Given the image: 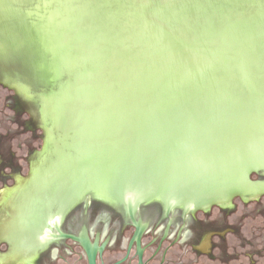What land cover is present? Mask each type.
<instances>
[{
	"label": "water",
	"instance_id": "1",
	"mask_svg": "<svg viewBox=\"0 0 264 264\" xmlns=\"http://www.w3.org/2000/svg\"><path fill=\"white\" fill-rule=\"evenodd\" d=\"M0 131L36 225L90 196L133 218L260 193L264 0H0Z\"/></svg>",
	"mask_w": 264,
	"mask_h": 264
},
{
	"label": "flooded vegetation",
	"instance_id": "2",
	"mask_svg": "<svg viewBox=\"0 0 264 264\" xmlns=\"http://www.w3.org/2000/svg\"><path fill=\"white\" fill-rule=\"evenodd\" d=\"M7 101L11 115L6 119L18 128L15 96L10 94ZM9 132L0 133V264H90L85 242L93 264H264V243L241 231V215L235 225L227 221L233 202L264 206V190L206 210L163 201L141 203L133 208V218L124 202L90 196L65 215L36 225L33 214L20 216L18 183L23 174L12 150L17 133ZM3 137L12 141L3 143ZM25 218L33 221V230Z\"/></svg>",
	"mask_w": 264,
	"mask_h": 264
},
{
	"label": "rangeland",
	"instance_id": "3",
	"mask_svg": "<svg viewBox=\"0 0 264 264\" xmlns=\"http://www.w3.org/2000/svg\"><path fill=\"white\" fill-rule=\"evenodd\" d=\"M10 184H8V186ZM24 187L23 183L19 180L18 195H20V191H22ZM252 197L255 198V196ZM262 201L264 202V200ZM233 204H235V207H232V211L229 212L227 221L233 224L235 222L237 223V219L241 215V231L248 234L249 237L254 236L256 241L264 243V240H261L264 237V206H257L251 202L247 204L233 202ZM103 210L106 212L105 208Z\"/></svg>",
	"mask_w": 264,
	"mask_h": 264
},
{
	"label": "bare ground",
	"instance_id": "4",
	"mask_svg": "<svg viewBox=\"0 0 264 264\" xmlns=\"http://www.w3.org/2000/svg\"><path fill=\"white\" fill-rule=\"evenodd\" d=\"M258 189H260V188H258ZM248 190H249V189H248ZM263 190H264V187L261 189V191H263ZM258 191H259V190H251V191H249V192L246 191L247 193H245V192H244V193H245V195H246V194H249V193H256V192H258ZM171 203L174 205L175 201L173 200V201H171ZM188 204H189L190 207H195V206H196V204H195L194 202H191V203H188ZM188 204H187V205H188ZM128 205H133V204H128ZM55 216H56V215H55Z\"/></svg>",
	"mask_w": 264,
	"mask_h": 264
}]
</instances>
